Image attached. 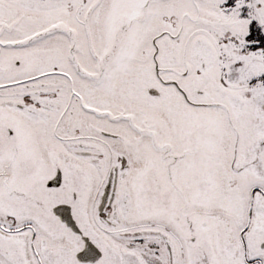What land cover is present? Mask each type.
<instances>
[{"label": "snow or ice", "instance_id": "obj_1", "mask_svg": "<svg viewBox=\"0 0 264 264\" xmlns=\"http://www.w3.org/2000/svg\"><path fill=\"white\" fill-rule=\"evenodd\" d=\"M0 264H264V0H0Z\"/></svg>", "mask_w": 264, "mask_h": 264}]
</instances>
